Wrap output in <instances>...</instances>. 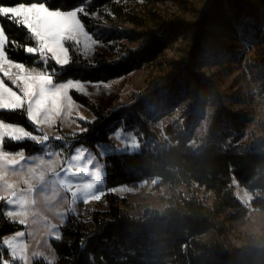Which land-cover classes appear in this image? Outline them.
<instances>
[{
    "label": "trees",
    "instance_id": "trees-1",
    "mask_svg": "<svg viewBox=\"0 0 264 264\" xmlns=\"http://www.w3.org/2000/svg\"><path fill=\"white\" fill-rule=\"evenodd\" d=\"M192 1L45 0L50 7L63 10L83 5L89 13V16L81 17L86 29L119 54L117 58H109L99 52L93 61H89L69 45L71 62L64 67L55 65L51 59L45 64L38 54H26L20 46H36L31 35L15 23L0 19L9 40H15L18 45L9 43L6 47L9 58L40 70H55L56 83L69 79L108 81L149 67L182 36L191 40L187 56L172 62L178 68L172 72L171 79L160 84L151 82L153 88L128 105L105 110L94 98L72 91L74 99L88 106L95 118L79 120L85 130L64 135L63 140L50 139L48 142L73 153L79 145L94 146L108 141L122 122L128 127L138 124L145 137L154 138L156 134L150 128L149 119L154 118L156 112L150 104L158 106L163 99L165 108L187 101L190 115L177 125L167 126L172 143L106 153L105 188L136 185L153 178L172 187L196 183L213 193V204L208 205L195 195L181 193L179 198L171 196L164 207L146 205L141 207L140 213H133L138 205L135 201L108 191L104 196L106 209L87 206L85 215L68 214L60 225V238L50 240L59 255L53 264H264V252L233 246L226 239V230L219 219L226 211V217L232 220L244 218L250 211V207L238 198L234 180L251 191L253 207L264 209V139L249 148H223L220 140L230 136L236 141L240 139L252 116L229 107L216 79L204 73L197 74L194 69L198 53L209 40L217 37L237 39L238 17L252 11L251 0H202L193 17L178 15L162 22L159 3H178L189 10ZM259 1L264 5V0ZM20 2L22 0H0V4L5 5ZM261 77L264 93V71ZM208 101L215 107L206 140L190 144L192 123L197 121V112L204 109ZM0 120L37 132L21 111H0ZM4 148L24 150L28 154L46 150L44 145L29 140L16 143L6 140ZM6 207V203L0 202V240L8 233L25 228V225L9 221L5 215ZM3 248L0 243V249ZM9 257L4 250L3 258ZM40 257H36L33 264H49Z\"/></svg>",
    "mask_w": 264,
    "mask_h": 264
},
{
    "label": "rangeland",
    "instance_id": "rangeland-1",
    "mask_svg": "<svg viewBox=\"0 0 264 264\" xmlns=\"http://www.w3.org/2000/svg\"><path fill=\"white\" fill-rule=\"evenodd\" d=\"M202 2V0H193L191 8L187 9L188 11L178 3H159L158 11L163 17V23L178 15L191 18L194 16L195 10L202 5ZM250 8L253 14L252 11H247L238 17L239 33L236 40H233L232 37L227 39L217 37L209 40L206 47L198 53L194 62V69L197 74L204 73L216 79L219 88L225 94L224 101L229 107L248 112L252 116V120L244 126V134L240 139L236 141L230 136L220 140L223 148H249L264 139V93L261 91V76L264 71V5L259 0H251ZM89 34L92 35L90 32ZM93 39L97 41L93 46L94 50L88 53L86 57L84 55L89 61H93L99 52L109 58L119 56L104 42L94 36ZM190 42L188 36L180 37L162 57L147 68L136 69L108 81H80L86 84L88 96L97 100L105 110L128 105L141 94L150 91L153 88L151 82L160 84L171 79L172 72L178 68L172 62L180 61L183 56H187ZM96 85H99V90H97ZM209 97L206 95V98L209 99ZM73 100L77 108L72 111L71 117L65 118L62 116L54 127L44 126V130L49 137H54L56 134L64 137L62 132L74 135L85 130L78 117H84L83 120H93L95 118V114L88 106L77 101L74 97ZM150 107L156 112L154 118L149 119L150 128L156 134L154 138L145 137L138 124L134 127H128L122 122L110 135L108 141L97 143L94 146L79 145L74 148L73 153L57 148L51 142H45L47 150L58 152V156L52 157V159L58 160L57 172H63V169L67 167L68 159L75 153L77 148L83 147L90 150L102 166L104 184L101 191L97 193L99 199L92 197L87 202L77 200L73 203L71 196L62 190L47 194L36 192L29 197L34 199L35 203H30L26 208L28 215L25 228L8 233L3 238L7 239L20 231L25 232V236L20 239L24 243L28 256L27 264H33L34 259L40 256L52 264L57 262L59 255L53 248L50 238L57 235L60 237V225L65 222L69 213L85 215L87 206L106 209L108 205L104 200V196L108 191L135 201L138 205L133 213H140L141 207L146 205L164 207L168 204L171 196L179 198L181 193L188 196L195 195L202 198L206 204H213V193L196 183L192 186L178 184L172 187L169 184L161 183L158 178H153L142 180L136 185L121 184L112 188H105L104 157L107 152L113 150L134 151L139 150L143 145L150 148H155L157 145H168L173 140L167 131V126L169 124L177 125L190 115L187 101L164 108V101L161 99L158 106L151 103ZM214 107L208 101L205 108L197 112V121H193L188 139L190 144L205 142ZM34 134L40 133L34 132ZM104 146H108L106 151ZM101 152H104V154L101 155ZM19 165L22 166L23 161ZM18 170L16 167L15 172ZM4 171L8 174L9 167ZM22 173L23 170L20 169L13 179L9 180L7 175L5 179L15 182L19 186L23 181ZM33 182L35 186L38 185V181L33 180ZM233 184L238 198L243 204L250 207V211L246 217L236 220L226 217L228 211L220 216L219 219L226 230V239L237 248L263 253L264 209L252 206L253 194L244 185L237 180H234ZM2 186L3 181H0V188ZM21 188L26 190L27 186ZM20 190H18V193ZM23 194L27 195V192L25 191ZM7 259L11 260V257ZM22 263L24 264V262Z\"/></svg>",
    "mask_w": 264,
    "mask_h": 264
},
{
    "label": "snow or ice",
    "instance_id": "snow-or-ice-1",
    "mask_svg": "<svg viewBox=\"0 0 264 264\" xmlns=\"http://www.w3.org/2000/svg\"><path fill=\"white\" fill-rule=\"evenodd\" d=\"M93 16L96 13H92ZM82 16L89 13L83 5H78L69 10L50 7L45 0H30L15 5L0 4V19H7L18 27L24 28L35 41L36 46H20L26 54L39 55L47 64L51 59L55 65L64 67L71 62L70 48L80 51L85 57L93 51L97 43L93 36L86 30ZM11 43L18 46L15 40H9L3 23H0V111H21L27 120L40 134L26 130L24 126L0 120V202L9 205L5 215L14 224H27V206L34 204L35 200L29 197L36 192L47 194L62 190L72 198L87 202L89 198L99 199V193L104 184L103 169L95 154L83 147L77 148L68 159L67 167L63 172H57V151L47 150L50 139L63 140V137H49L44 126L54 127L57 121L64 116L71 117L72 111L77 108L71 95L72 91L78 94L89 95L86 84L80 80L69 79L66 82H55V70H37L27 67L23 62L9 58L6 47ZM5 78L10 82L5 83ZM99 90V85H96ZM15 89V90H14ZM79 119H84L80 116ZM119 135V133H117ZM6 140L13 143L25 140L44 145V156L38 157L35 163L32 157L29 163L35 167H28L29 175L22 178L27 186L18 193L16 183L5 179L7 173L4 169L19 164L25 159L24 150L13 154L5 150ZM108 146H104L105 151ZM104 152H101L103 155ZM19 157V159H17ZM51 173V175H48ZM33 180L38 185H33ZM27 192V195L23 194ZM19 217V219H17ZM25 232H17L14 236L0 240L4 248L0 249V264H27V253L23 241ZM59 239L57 235L53 237ZM6 250L11 260L3 258ZM35 258V257H34ZM41 258V257H40ZM50 264V262H49Z\"/></svg>",
    "mask_w": 264,
    "mask_h": 264
},
{
    "label": "crops",
    "instance_id": "crops-1",
    "mask_svg": "<svg viewBox=\"0 0 264 264\" xmlns=\"http://www.w3.org/2000/svg\"><path fill=\"white\" fill-rule=\"evenodd\" d=\"M5 83H8L7 81H6V79H5ZM9 86H11V84L9 83ZM15 90V89H14ZM4 121V120H3ZM5 122H7V121H5ZM11 123V122H10ZM62 134H64V135H69V134H67V133H65V132H62ZM57 149V148H56ZM6 150V149H5ZM7 151H9V152H11V153H13V154H15V153H17V152H19L20 150H17V151H12V150H7ZM46 151V150H45ZM45 151L44 152H42V153H35V154H28V153H26L25 151H24V157H25V159L23 160V165L22 166H20L19 164H17V165H14V166H9V171H8V174H7V178L9 179V180H11V179H13L14 178V176H15V174H18L19 173V170L21 169V170H23V177L24 176H27V175H29V173L27 172V168L28 167H35V163H38L39 162V160L38 159H36V158H38V157H41V156H44V153H45ZM29 157H32L33 158V160H35V163H29V161H28V158ZM44 158L45 159H48V157L47 156H44ZM17 159H19V157H17ZM18 168L19 170L18 171H16L15 172V168ZM51 173H49L48 175H50ZM19 182V181H18ZM34 183V182H33ZM34 185V184H33ZM24 186H26L24 183H23V181H22V183H20V185L18 186V184H16V189H17V191L19 190V189H23V188H21V187H24ZM35 186V185H34ZM8 207H9V205H7V207H6V211L8 210ZM67 219V218H66ZM66 221V220H65ZM52 238V237H51ZM51 238H50V240H51Z\"/></svg>",
    "mask_w": 264,
    "mask_h": 264
},
{
    "label": "built area",
    "instance_id": "built-area-1",
    "mask_svg": "<svg viewBox=\"0 0 264 264\" xmlns=\"http://www.w3.org/2000/svg\"><path fill=\"white\" fill-rule=\"evenodd\" d=\"M56 136H60L59 134H56L54 137H56Z\"/></svg>",
    "mask_w": 264,
    "mask_h": 264
}]
</instances>
